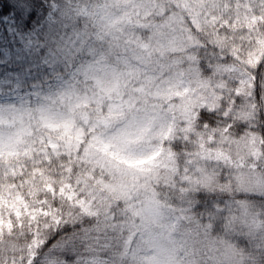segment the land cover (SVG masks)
<instances>
[{"label": "snow or ice", "instance_id": "snow-or-ice-1", "mask_svg": "<svg viewBox=\"0 0 264 264\" xmlns=\"http://www.w3.org/2000/svg\"><path fill=\"white\" fill-rule=\"evenodd\" d=\"M226 7L223 0H0V159L50 158L64 147L107 178L97 181L101 194L94 189L78 201L82 214L95 218L83 229L82 238L95 241L84 264H110L95 250L112 248L110 240L119 242L126 229L138 236L135 248L131 235L124 241L136 264H198L201 253L213 264H244L241 251L212 237L211 223L183 209L176 214L151 191L144 178L154 159L145 148L152 113L146 89L137 87L183 45L188 21L214 27ZM257 7L264 9V0H249L243 19ZM236 168L238 191L264 194V172L243 161ZM118 202L125 207L116 214ZM238 203L241 214L227 226L264 233L259 214ZM72 243L57 241L43 264H60L56 253Z\"/></svg>", "mask_w": 264, "mask_h": 264}, {"label": "clouds", "instance_id": "clouds-1", "mask_svg": "<svg viewBox=\"0 0 264 264\" xmlns=\"http://www.w3.org/2000/svg\"><path fill=\"white\" fill-rule=\"evenodd\" d=\"M223 2L227 7L222 18L217 13L214 27L188 21L183 45L137 85L146 89L152 113L145 148L154 159L144 179L168 209L176 214L183 209L202 224L211 223L212 237L241 251L244 264H264V233L250 236L239 223L227 226L240 216V201L264 220V194L238 191L234 179L240 161L264 172V9L249 11L245 21L249 0ZM57 151L50 158L0 159V264H43L57 241L69 239L73 243L56 253L60 264H84L93 254L89 248L95 241L82 234L95 218L84 216L78 201L89 200L94 189L101 194L97 181L107 178L80 159L82 153L64 147ZM124 207L123 202L113 205L116 214ZM129 235V246L135 248L138 236L126 229L119 242L110 240L112 248L95 251L110 264H136L130 253L124 254ZM34 240L44 243L37 246ZM196 259L213 264L206 253Z\"/></svg>", "mask_w": 264, "mask_h": 264}]
</instances>
